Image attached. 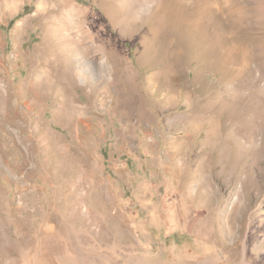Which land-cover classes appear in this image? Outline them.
I'll list each match as a JSON object with an SVG mask.
<instances>
[{
	"label": "rangeland",
	"instance_id": "374dc122",
	"mask_svg": "<svg viewBox=\"0 0 264 264\" xmlns=\"http://www.w3.org/2000/svg\"><path fill=\"white\" fill-rule=\"evenodd\" d=\"M162 1L0 0V264H264V0H167L201 40L155 37ZM70 7L76 111L45 93Z\"/></svg>",
	"mask_w": 264,
	"mask_h": 264
},
{
	"label": "bare ground",
	"instance_id": "6f19581e",
	"mask_svg": "<svg viewBox=\"0 0 264 264\" xmlns=\"http://www.w3.org/2000/svg\"><path fill=\"white\" fill-rule=\"evenodd\" d=\"M141 1L149 4L153 0ZM151 12L154 19L153 23L157 31L155 37H164L165 34H167L168 38H171L174 34L188 30L186 32H188L189 35H192L195 39L199 38L201 40L203 37L206 39L209 34L207 31V22L205 21L206 23H204L200 18H197V11L188 12L182 7L171 5L167 0H163L160 4H157ZM88 16L89 14L84 13L83 10L70 7L68 10V17L65 19V23L62 27L63 32L57 33L59 46L50 54L51 58L45 59V67H47V70L45 69V93L47 95L51 90L52 94H54V99L56 101L59 100V103L62 104V110H79V108L73 104L75 102V94H73V91H79L77 84L78 80L83 82L89 80L88 73L91 70L89 61H93L97 58L95 54L97 48L90 47L85 43L88 38L95 39L96 37L94 33L90 32L92 27L96 26V24H91L88 21ZM192 29L195 32H193ZM58 30H61V28ZM230 30L231 29H229V32ZM231 33H233V31H231ZM47 37L48 35H45V39H47ZM109 45L110 43L104 39L99 50L106 53L109 49ZM102 68H104V66H100L98 70Z\"/></svg>",
	"mask_w": 264,
	"mask_h": 264
}]
</instances>
